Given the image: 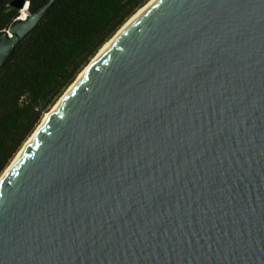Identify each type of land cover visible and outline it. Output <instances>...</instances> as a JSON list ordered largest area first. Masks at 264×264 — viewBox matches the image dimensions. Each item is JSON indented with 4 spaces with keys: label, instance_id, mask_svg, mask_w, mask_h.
<instances>
[{
    "label": "water",
    "instance_id": "95a60500",
    "mask_svg": "<svg viewBox=\"0 0 264 264\" xmlns=\"http://www.w3.org/2000/svg\"><path fill=\"white\" fill-rule=\"evenodd\" d=\"M53 1L10 2L0 67ZM0 264H264V0H155L113 40L0 180Z\"/></svg>",
    "mask_w": 264,
    "mask_h": 264
},
{
    "label": "trees",
    "instance_id": "16d2710c",
    "mask_svg": "<svg viewBox=\"0 0 264 264\" xmlns=\"http://www.w3.org/2000/svg\"><path fill=\"white\" fill-rule=\"evenodd\" d=\"M0 0V30L19 15ZM34 12L47 0H26ZM148 0H54L0 67V175L103 44Z\"/></svg>",
    "mask_w": 264,
    "mask_h": 264
},
{
    "label": "bare ground",
    "instance_id": "6f19581e",
    "mask_svg": "<svg viewBox=\"0 0 264 264\" xmlns=\"http://www.w3.org/2000/svg\"><path fill=\"white\" fill-rule=\"evenodd\" d=\"M155 0H148V2L146 4H144L141 8H139L126 22H124V24L117 30V32L108 40L106 41L103 46H101V48L98 50L97 54L91 59L90 63L77 75L75 81L70 85L69 87L65 90L64 94L57 100V102L55 103V105L48 111L46 112L43 117L41 122L38 124L37 129L33 132V134L28 138V140H26V142L23 144V146L21 148H19L20 150L17 152L16 156L13 158V160L11 161L10 164H12L14 162V160H16V158L19 156V154L22 152V150L24 149V147L28 144V142L31 140L32 136H34L35 132L38 130V128H40V126H42V124H44V122L49 118V116L51 115V113L53 112V110L56 108V106L59 104V102L62 100V98L69 92V90H71V88L74 86V84L80 80V78L85 74V72L88 70V68L95 62V60H97V58L108 48V46L113 42V40H115L134 20H136V18L146 9L148 8ZM22 13L24 14V11H22ZM22 14V16H23ZM10 164L5 168V170L1 173L0 175V180L3 178V176L6 174V172L8 171Z\"/></svg>",
    "mask_w": 264,
    "mask_h": 264
},
{
    "label": "rangeland",
    "instance_id": "374dc122",
    "mask_svg": "<svg viewBox=\"0 0 264 264\" xmlns=\"http://www.w3.org/2000/svg\"><path fill=\"white\" fill-rule=\"evenodd\" d=\"M59 98H60V97H59ZM56 102H57V101H56ZM56 102H55V103H56ZM53 106H54V105H53ZM53 106H52V107H53ZM52 107H51V108H52ZM51 108H50V109H51ZM50 109H49V110H50ZM47 112H48V111H47ZM42 117H43V116H42ZM41 120H42V118H41ZM41 120H40V122H41ZM40 122H39V123H40ZM39 123H38V124H39ZM37 126H38V125H37ZM37 126H36V128L34 129V131L37 129ZM34 131H33V132H34ZM33 132H32V133H33ZM32 133H31V135H32ZM31 135H30V136H31ZM30 136H29V137H30ZM29 137H28V138H29ZM28 138H27L26 140H28ZM25 142H26V141H25ZM25 142H24V143H25ZM24 143H23V144H24ZM23 144H22V146H23ZM22 146H21V147H22ZM19 150H20V149H19ZM16 154H17V153H16ZM15 156H16V155H15ZM15 156H14V157H15ZM14 157H13V158H14ZM12 160H13V159H12ZM12 160H11V161H12ZM11 161H10V163H11ZM10 163H9V164H10ZM9 164H8V165H9ZM4 170H5V169H4Z\"/></svg>",
    "mask_w": 264,
    "mask_h": 264
},
{
    "label": "built area",
    "instance_id": "2783aa9c",
    "mask_svg": "<svg viewBox=\"0 0 264 264\" xmlns=\"http://www.w3.org/2000/svg\"><path fill=\"white\" fill-rule=\"evenodd\" d=\"M22 14H23L22 11H20V15L19 16L20 17H24L25 16V13L23 14V16H22Z\"/></svg>",
    "mask_w": 264,
    "mask_h": 264
}]
</instances>
